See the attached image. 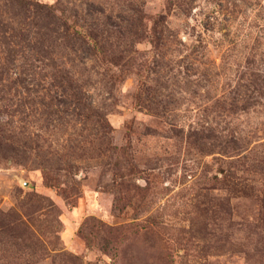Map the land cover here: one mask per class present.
<instances>
[{
	"label": "rangeland",
	"instance_id": "rangeland-1",
	"mask_svg": "<svg viewBox=\"0 0 264 264\" xmlns=\"http://www.w3.org/2000/svg\"><path fill=\"white\" fill-rule=\"evenodd\" d=\"M0 264H264V0H0Z\"/></svg>",
	"mask_w": 264,
	"mask_h": 264
},
{
	"label": "trees",
	"instance_id": "trees-1",
	"mask_svg": "<svg viewBox=\"0 0 264 264\" xmlns=\"http://www.w3.org/2000/svg\"><path fill=\"white\" fill-rule=\"evenodd\" d=\"M56 188H58L59 190L63 191V193H64L65 195H67V193H66V189H64L62 186H57Z\"/></svg>",
	"mask_w": 264,
	"mask_h": 264
}]
</instances>
